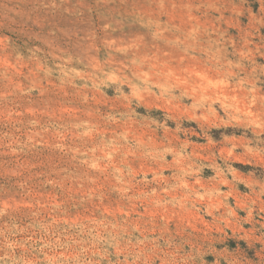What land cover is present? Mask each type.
Segmentation results:
<instances>
[{"label":"rangeland","instance_id":"1","mask_svg":"<svg viewBox=\"0 0 264 264\" xmlns=\"http://www.w3.org/2000/svg\"><path fill=\"white\" fill-rule=\"evenodd\" d=\"M0 264H264V0H0Z\"/></svg>","mask_w":264,"mask_h":264}]
</instances>
